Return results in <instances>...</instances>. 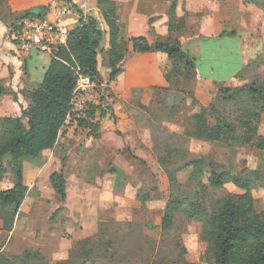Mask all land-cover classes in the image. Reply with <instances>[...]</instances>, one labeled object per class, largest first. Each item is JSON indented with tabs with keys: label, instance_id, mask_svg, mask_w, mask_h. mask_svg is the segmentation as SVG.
<instances>
[{
	"label": "rangeland",
	"instance_id": "1",
	"mask_svg": "<svg viewBox=\"0 0 264 264\" xmlns=\"http://www.w3.org/2000/svg\"><path fill=\"white\" fill-rule=\"evenodd\" d=\"M69 1L74 8L83 7L86 3L84 9H90L95 3V0H81L84 3L78 5L74 2L77 0ZM160 1L165 2L167 14L173 1L177 9L181 7L184 10L186 0ZM231 1L240 3L241 10L237 11L234 4L230 6L226 16L228 20L224 23L227 35L223 39L206 40L201 44V50L204 55L213 49L216 51V76H226L230 72L235 79L233 84L238 82L243 85L258 77L264 78V39L258 19L264 0ZM56 2L60 5L64 0ZM9 16L8 11L0 5V18L10 21L12 18ZM182 17L184 26L179 31H172L170 36L185 38L191 34L186 29L185 14ZM102 58L99 56L98 59V84L106 82L109 73ZM242 58L245 59L243 63ZM206 63L201 67L204 70ZM176 65L179 75L175 77L174 85L182 88L187 95L195 79L185 78L181 65ZM21 70L29 78L30 84L27 87L5 84L12 76V72L8 73L0 88V117L18 116L21 109L27 106L26 92L37 86L45 73L44 67L42 69L34 57ZM107 99L109 107L106 115L99 120L101 124L114 123V114L111 115L114 113V97ZM219 105V109L223 108L226 115L234 117L237 114V106L232 102H221ZM152 113L154 116L150 113V119L156 125L152 127L151 142H145L143 149L141 147V151H138V156L142 158H134L129 146L121 154L114 153L117 143L114 142L112 128L97 143L87 137L96 135L97 131H89L87 128V133V129L82 127L80 130L75 129L76 139L59 141L53 154L60 160L66 175V201L62 205L56 195L47 199V193H50L49 181L39 182L29 174V193L15 231L9 237L0 236V262L3 257H9L18 264H181L184 259L190 262L197 259L195 263L208 264L205 258L202 259L206 248L203 223L214 198L243 193L250 195L256 206L264 210L263 149L255 145L229 147L225 143H208L186 136L170 135L161 122L164 119L163 113ZM260 114L257 133L264 136V104ZM108 120L111 122H106ZM216 126L217 122L210 118L207 129L214 130ZM84 133L87 135L84 136ZM88 140L90 145L97 144L99 148L95 158L90 151L84 150ZM126 141L128 145L130 141ZM158 157L167 159L163 163L165 166L157 163ZM190 160L195 161L193 166L178 168V165ZM207 163H218L235 173L243 171L263 176L248 190L228 183L199 193L197 179L191 182L188 179L192 174L198 179L204 175L208 169ZM114 168L122 172L116 173ZM166 168L174 172L179 183L186 185L179 194L190 192L197 196V200L189 202L187 210L174 212L168 228L162 227L164 207L170 194ZM5 180L11 181L9 173ZM25 252L32 254L24 258L23 262L14 256H21Z\"/></svg>",
	"mask_w": 264,
	"mask_h": 264
},
{
	"label": "trees",
	"instance_id": "2",
	"mask_svg": "<svg viewBox=\"0 0 264 264\" xmlns=\"http://www.w3.org/2000/svg\"><path fill=\"white\" fill-rule=\"evenodd\" d=\"M97 7L108 29V48L104 50L105 31L98 27L94 18L80 13L75 24L68 28L66 44L50 55L42 81L26 92L27 106L21 109L18 116L0 117V180L9 173L12 183L10 188L0 191V216L16 214L28 194V186L23 181V161L38 163L42 151L55 148L70 107L78 74L90 75L97 81L99 56H103L102 61L109 71L108 82L113 81L121 72L120 65L125 58L127 41L117 40L115 2L97 0ZM175 8L176 2L173 1L167 12V36L155 38L152 44L144 36L131 37L129 41L135 52H164L174 64L176 76L179 75L176 70V64L179 63L183 76L194 80L197 75L195 58L182 48L180 37L169 35L184 26V17L175 23ZM26 16L35 15L30 14L29 10L25 11L10 24L9 38L13 42H16L14 32L18 29L16 21ZM187 94L195 104L192 90ZM221 102L235 104L237 114L234 117L226 115L222 107V110L219 109ZM263 104L264 78L258 77L243 85L221 86L207 107H200L192 114L195 127L187 136L210 143H225L229 147L255 145L264 150V136L257 133ZM93 109L88 113L90 120L79 121L77 126L87 127L92 131L98 129L99 121H91ZM105 115L106 111L101 109L100 118ZM208 115L217 122L214 130L207 129ZM166 160L164 157L157 158L161 166ZM194 164L195 161L190 160L178 165V168L183 169ZM206 168L208 169L199 179L194 174L188 179L190 182L197 179L199 193L228 183L248 190L263 176L243 171L235 173L218 163H207ZM114 170L122 172L116 168ZM166 176L170 194L162 216L164 228L170 227L174 212L187 210L189 202L197 200L196 193L179 194L186 185L179 183L174 172L167 168ZM49 182L61 203H64L66 175L62 167L51 173ZM203 225L206 248L202 259L205 258L208 264H264V210L256 206L250 195L230 193L214 198ZM29 254L32 253L25 252L21 256H14L23 262ZM0 264L18 263L9 257H3ZM181 264L198 263L184 259Z\"/></svg>",
	"mask_w": 264,
	"mask_h": 264
},
{
	"label": "crops",
	"instance_id": "3",
	"mask_svg": "<svg viewBox=\"0 0 264 264\" xmlns=\"http://www.w3.org/2000/svg\"><path fill=\"white\" fill-rule=\"evenodd\" d=\"M53 1L56 2V0L0 1V5H3L8 11L9 17L12 18L10 21H5V19L2 20L0 18L1 87H3V81L6 80L10 72H12L11 79H8L5 84H11V86L14 84L19 86L30 84L29 78L27 75H23L21 69L25 67L27 61L31 60L33 57L37 59L42 69L43 67L46 69L51 54L41 53L36 50L21 53L17 50L16 43L9 38V33L11 30L10 24L17 16L19 17L21 13L40 5L45 8L40 18L54 21L56 7L53 6L55 3H53ZM113 1L116 6L117 40L120 41L121 39H125L127 41L125 58L120 65L121 72L113 81H106L109 98L114 97V113H111V115L114 114V123L104 124V122H102L101 124V121H99L101 118H99V127L96 130V135L91 134L90 136L87 135L89 128H82L87 129V133H84V136L87 135V137H90V140H94V143H97L99 138L108 134L111 128L114 129V142L117 143V147L114 148V153L116 152L119 154L120 152H125L124 149L129 146L135 158V156H138V151H141V147L143 149L144 143L147 141L151 142L153 137L152 127L156 124L154 120L150 119V113L152 116H154L152 112L163 113L164 119L161 122L168 129V134L188 137L187 133L191 132L195 127L191 119L192 114L197 112L200 107H207L214 100L219 87L240 85L238 82L233 84L235 79L230 72H228L226 76H216V74H214L216 51L213 49L210 53L205 52L204 55V52L201 50V44L206 42V40L214 41L220 38L223 39L227 35L225 33L224 23L228 20L226 16H228L229 8H231L230 6L234 4L235 7H237V11H240L241 4L232 2L231 0H186L184 3V10L181 7L178 9L176 8L177 19L185 14L186 29L191 31L189 36L185 38L180 37V43L182 48L195 58L196 62L197 75L191 89L193 97L196 100V103L193 104L191 97L188 94L186 95L182 88H177V86L174 85L177 75L174 71L175 67L164 52H135L132 43L129 41L131 37L144 36L149 43L152 44L155 38L167 36L168 20L164 8L166 7L165 2L160 0ZM74 2L78 5L84 3L81 0ZM62 3L73 5L69 0H64ZM84 6L86 7V3H84ZM83 7L80 9L77 7L79 14L81 13L84 16L94 18L99 24L98 27L105 31L106 40L104 50H106L108 48V29L97 7V0H95L94 5L91 6L90 9H84ZM252 7L254 6L252 5ZM242 8L244 9L243 6ZM262 8L263 9H260V16L258 19L260 21L261 34L264 39V5ZM79 14L64 16L63 18L66 23L73 25L78 19ZM20 19H17V24ZM244 61L245 59L242 58V63ZM204 62L208 63H206V70L201 68L202 66L204 67ZM30 89H32V87ZM147 111L149 113H147ZM210 118L213 119L212 116L208 115L207 123H209ZM106 122H111V120ZM109 124H111V126H108ZM165 126L162 127L165 128ZM82 128L75 124H64L60 129L56 146L59 141L67 142V140L76 139L75 129L80 130ZM160 128L161 127H159V129ZM189 138L196 140L191 137ZM127 139L130 141L128 145L126 144L128 143L126 141ZM90 140L84 145L85 148H82H84L85 151H90L93 158H95V154H97L99 148L97 144L90 145ZM145 146L147 148L149 147L148 145ZM53 150L54 148L42 151L38 163L32 162L30 165V163L23 161V181L25 185L28 186V193L30 182L29 174L39 182L44 180L49 181L51 173L61 169V162L58 157L53 154ZM119 156L122 157V159L125 158L124 155ZM138 157L142 158L140 156ZM39 160L44 161L41 163ZM94 160L95 159L92 160V163ZM11 186V181L6 182L5 178L0 180V191L10 188ZM49 192L50 193H47L46 196L47 199L50 198V196H58L51 185ZM27 197L28 194L16 214H3L0 216V236L8 235L9 237L14 233L18 218L23 211L22 206L25 204ZM64 203H62V205H64ZM196 261L198 260H192V262Z\"/></svg>",
	"mask_w": 264,
	"mask_h": 264
},
{
	"label": "built area",
	"instance_id": "4",
	"mask_svg": "<svg viewBox=\"0 0 264 264\" xmlns=\"http://www.w3.org/2000/svg\"><path fill=\"white\" fill-rule=\"evenodd\" d=\"M53 6L56 7L54 21L37 16H26L19 20L18 29L14 32L18 51L27 53L36 50L52 54L66 44L68 28L72 24L66 23L63 17L78 15L79 11L70 4L59 5L55 2ZM107 98L106 82L98 84L90 75L78 74L64 124L78 125L79 121L90 120L88 113L93 108L91 121H98L101 109L108 110Z\"/></svg>",
	"mask_w": 264,
	"mask_h": 264
},
{
	"label": "water",
	"instance_id": "5",
	"mask_svg": "<svg viewBox=\"0 0 264 264\" xmlns=\"http://www.w3.org/2000/svg\"><path fill=\"white\" fill-rule=\"evenodd\" d=\"M45 8L44 6H37L29 10L30 14L35 15V16H40L44 13Z\"/></svg>",
	"mask_w": 264,
	"mask_h": 264
}]
</instances>
